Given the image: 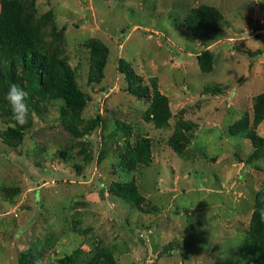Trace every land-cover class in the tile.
Returning <instances> with one entry per match:
<instances>
[{"label":"rangeland","instance_id":"obj_1","mask_svg":"<svg viewBox=\"0 0 264 264\" xmlns=\"http://www.w3.org/2000/svg\"><path fill=\"white\" fill-rule=\"evenodd\" d=\"M20 1L42 50L70 65L86 103L76 112L32 93L17 139L6 134L9 86L0 79V264H19L23 252L40 264H244L264 191V147L253 153L247 137L252 129L264 138V118H250L264 92V0ZM201 5L224 19L205 42L183 24ZM89 40L107 49L93 80ZM203 49L213 53L208 72L196 59ZM121 59L166 96V127L144 118L148 99L126 90ZM140 138L150 161L120 166ZM114 181H133L140 204L114 195Z\"/></svg>","mask_w":264,"mask_h":264},{"label":"trees","instance_id":"obj_2","mask_svg":"<svg viewBox=\"0 0 264 264\" xmlns=\"http://www.w3.org/2000/svg\"><path fill=\"white\" fill-rule=\"evenodd\" d=\"M0 79L8 86L16 83L25 88L29 97L34 92H44L50 97L60 98L65 106L72 111H79L86 103L84 92L78 85L77 77L70 65L62 58L52 57L44 52L40 38L26 18L25 7L20 0H0ZM224 19L219 10L213 6L201 5L193 8L186 19L184 26L200 41L205 42L215 38L220 32ZM91 53L90 80L101 75L106 63L107 49L104 45L89 40L85 43ZM196 59L203 71H210L213 62V53L208 49L201 50ZM127 80L126 90L136 96L148 99V106L144 111V118L152 121L156 127H166L170 118V109L165 95L156 87L152 79V85L142 83L129 64L121 59L118 66ZM20 71V74L18 73ZM207 91L218 92L217 87L208 86ZM9 122L6 134L17 139H22L25 125L16 124L12 112L5 114ZM251 122L258 123L264 118V92L254 97L251 114ZM250 120L238 123L236 131L247 129ZM93 121L91 126H94ZM92 128V127H91ZM247 137L251 141L256 153L264 147V138L250 129ZM176 151L181 147L176 139H170ZM150 143L147 138H140L134 144L128 145L120 155V166L133 169L138 164H147L150 161ZM109 190L116 196L125 199L134 205H139L142 197L138 193L133 181H114ZM264 210V191L258 190L255 194V208L251 216L248 234L240 248V257L244 264H251L256 260L257 264H264V218L261 212ZM19 264H37V259L32 252H23L19 257ZM92 264V263H86Z\"/></svg>","mask_w":264,"mask_h":264},{"label":"clouds","instance_id":"obj_3","mask_svg":"<svg viewBox=\"0 0 264 264\" xmlns=\"http://www.w3.org/2000/svg\"><path fill=\"white\" fill-rule=\"evenodd\" d=\"M4 99L10 107L13 119L15 120L16 124L20 126L27 124L30 114L28 91L16 83H12L9 85ZM261 216L264 218V210H262ZM37 264H40V261H37Z\"/></svg>","mask_w":264,"mask_h":264}]
</instances>
